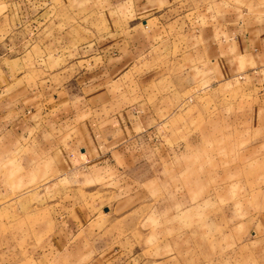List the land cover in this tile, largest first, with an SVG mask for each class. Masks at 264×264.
Segmentation results:
<instances>
[{
  "label": "rangeland",
  "instance_id": "374dc122",
  "mask_svg": "<svg viewBox=\"0 0 264 264\" xmlns=\"http://www.w3.org/2000/svg\"><path fill=\"white\" fill-rule=\"evenodd\" d=\"M233 18L264 22V0L169 7L162 40L98 105L106 150L74 124L60 153L31 133L0 140V264H264V89L190 80L182 57L199 26ZM33 65L45 101L73 80L57 54Z\"/></svg>",
  "mask_w": 264,
  "mask_h": 264
},
{
  "label": "crops",
  "instance_id": "0c3cea01",
  "mask_svg": "<svg viewBox=\"0 0 264 264\" xmlns=\"http://www.w3.org/2000/svg\"><path fill=\"white\" fill-rule=\"evenodd\" d=\"M175 1L0 0V140L16 145L31 133L47 152L60 153L64 130L74 124L76 141L83 131L88 151L106 150L109 134L103 138L92 126L98 105L105 104L114 78L162 40L158 22ZM189 40L182 57L190 80L240 73L264 89V22H209ZM56 54L73 80L45 101L37 91L43 79L33 83L26 76L39 58ZM81 55L88 59L84 67L75 63ZM86 125L90 130L82 129ZM62 157L54 161L58 168L65 166Z\"/></svg>",
  "mask_w": 264,
  "mask_h": 264
}]
</instances>
